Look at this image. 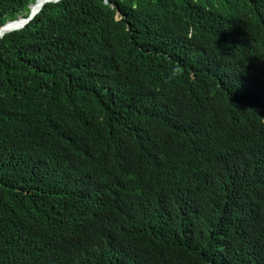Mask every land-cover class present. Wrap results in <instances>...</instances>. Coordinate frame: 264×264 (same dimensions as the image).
<instances>
[{"label":"trees","instance_id":"trees-1","mask_svg":"<svg viewBox=\"0 0 264 264\" xmlns=\"http://www.w3.org/2000/svg\"><path fill=\"white\" fill-rule=\"evenodd\" d=\"M0 264H264V0H59L1 37Z\"/></svg>","mask_w":264,"mask_h":264},{"label":"water","instance_id":"water-1","mask_svg":"<svg viewBox=\"0 0 264 264\" xmlns=\"http://www.w3.org/2000/svg\"><path fill=\"white\" fill-rule=\"evenodd\" d=\"M59 0H35L34 3L29 5L28 7V15L25 16H17L16 20L10 21L5 23L0 28V38L3 37L5 34L18 30L24 27L32 18L41 10V8L47 3H56ZM38 4V8L36 10H32V6H36ZM22 17V18H20Z\"/></svg>","mask_w":264,"mask_h":264},{"label":"bare ground","instance_id":"bare-ground-1","mask_svg":"<svg viewBox=\"0 0 264 264\" xmlns=\"http://www.w3.org/2000/svg\"><path fill=\"white\" fill-rule=\"evenodd\" d=\"M38 7H39L38 4H36V6H33L32 10H36ZM20 18H22V17H20Z\"/></svg>","mask_w":264,"mask_h":264}]
</instances>
